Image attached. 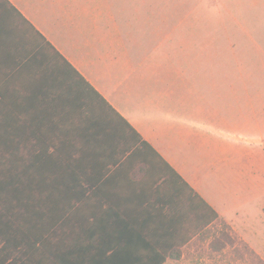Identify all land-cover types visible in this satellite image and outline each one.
<instances>
[{
	"label": "crops",
	"instance_id": "1",
	"mask_svg": "<svg viewBox=\"0 0 264 264\" xmlns=\"http://www.w3.org/2000/svg\"><path fill=\"white\" fill-rule=\"evenodd\" d=\"M6 1L208 206L150 154L180 193L140 162L100 178L42 264H223L221 219L264 260V83L239 51L179 0Z\"/></svg>",
	"mask_w": 264,
	"mask_h": 264
},
{
	"label": "trees",
	"instance_id": "2",
	"mask_svg": "<svg viewBox=\"0 0 264 264\" xmlns=\"http://www.w3.org/2000/svg\"><path fill=\"white\" fill-rule=\"evenodd\" d=\"M128 130L134 132L40 33L0 0V264H42L48 251L44 244H61L63 214L99 187L100 178L122 173L128 164L143 163L160 186L176 194L181 190V197L187 193L208 208L147 142L133 141ZM150 154L163 162L180 190ZM219 223L232 233L226 222ZM223 239L236 250L224 229L214 242L224 247Z\"/></svg>",
	"mask_w": 264,
	"mask_h": 264
},
{
	"label": "rangeland",
	"instance_id": "3",
	"mask_svg": "<svg viewBox=\"0 0 264 264\" xmlns=\"http://www.w3.org/2000/svg\"><path fill=\"white\" fill-rule=\"evenodd\" d=\"M167 1V0H166ZM191 16L207 22L214 35L222 36L229 49L238 50L244 57L248 71L255 79L264 83V0H179ZM256 41L254 45L253 41ZM224 229L233 241L236 250L227 243L229 252L223 264H259L250 247L241 243L238 236L225 227H218V234ZM216 238V237H215ZM221 244H213L220 248Z\"/></svg>",
	"mask_w": 264,
	"mask_h": 264
}]
</instances>
